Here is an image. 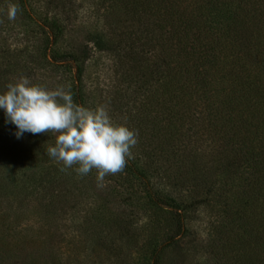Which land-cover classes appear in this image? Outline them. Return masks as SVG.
Wrapping results in <instances>:
<instances>
[{"label": "trees", "instance_id": "obj_1", "mask_svg": "<svg viewBox=\"0 0 264 264\" xmlns=\"http://www.w3.org/2000/svg\"><path fill=\"white\" fill-rule=\"evenodd\" d=\"M65 1L20 0L42 30L38 35L44 46L43 71L60 66L70 69L73 102L86 107L84 64L92 52L83 43H71L69 51H60L68 35ZM39 2H43L40 8ZM99 6L104 30L120 36L118 47L126 45L145 53L140 64L122 73L120 82H134L136 96L143 97L126 115L145 164L151 167L160 159V167H154L160 184L156 186L147 170L128 158L118 173L120 177L127 174L129 191L135 190L129 177L142 181L148 202L155 208L146 224L141 253L149 254L151 264H162L168 248L189 238L185 214L196 213L209 202L213 208L232 210L241 219L253 210L250 218L241 220L246 221L242 226L251 239L245 264L256 259L264 264V0H102ZM104 37L105 31L96 36L98 46L104 44ZM4 60L0 54V94L26 69L21 62L10 61L9 66ZM36 74L37 67H33L25 77ZM16 132L0 109V264H62L69 227L61 222L67 214L85 211L78 207L83 202L74 200L78 194L61 186L69 184L75 176L69 169L76 166L62 172L64 165L48 155V147L55 145L54 134L25 132L17 138ZM204 146L222 168L224 179L216 187L199 166L203 152L192 154ZM55 165H61L55 168L58 176L35 178ZM94 173L95 169L84 176L76 172L82 181ZM70 203L74 205L68 207ZM30 213L39 218L38 226L30 222ZM113 219L114 224L78 223L73 229L78 235L108 229L117 239L128 238L126 218L116 214ZM20 227L21 232L14 234ZM117 239L108 244L100 238L112 252ZM78 242L75 252L88 248L83 240ZM44 253L49 257H42Z\"/></svg>", "mask_w": 264, "mask_h": 264}, {"label": "rangeland", "instance_id": "obj_2", "mask_svg": "<svg viewBox=\"0 0 264 264\" xmlns=\"http://www.w3.org/2000/svg\"><path fill=\"white\" fill-rule=\"evenodd\" d=\"M101 1H65L68 2L64 13V17L68 19V21H65L67 22L68 35L59 47L61 52H66L71 49V43L89 45L92 55L84 64L82 90L86 100V108L94 109L103 105L114 122L125 124L129 129H132L133 125L130 119L127 118L128 114L126 115V113L131 108L134 109V106L143 97H137L139 94L134 82L124 81L121 83L120 80L123 79V72L130 70L136 62L140 64L139 62L145 59V53L143 51L139 53L138 51H131L126 45L120 46L121 49L118 47L121 40L120 36L113 35L112 30H104V22L98 13L99 2ZM41 4L43 2L37 3L39 8ZM9 5H15L18 9L13 19H9L8 16ZM37 15L40 16L38 13ZM34 17L30 12L24 10L20 0H0V54L6 57L5 64L11 66L10 61H15L18 64L21 62L25 65L26 69L20 70L18 76H25L30 68L37 67V74L29 77L33 84L42 85L49 90H55L57 87L62 86L65 91H72L73 72L70 69L60 66L58 68L54 67L53 70L49 67L50 72L49 70L43 71L41 60L44 46L43 40L38 35L42 30L32 20ZM103 31H105V41L102 46H98L99 41L96 36L103 33ZM130 53L134 54L131 55ZM12 55L13 57H11ZM2 112H4L3 109ZM138 142L137 140L136 145L131 149V156L128 159L136 162L141 169H146L148 178L158 186L160 178L154 171V167H160V159L151 167L145 164L144 158L138 149ZM197 152L199 154L203 152L202 158L199 159L201 160L199 166L205 170L204 175L208 177L212 186H218L219 182L224 179L218 159L213 155L212 150L205 146L192 154ZM60 166L55 165L50 170L40 172L35 178L48 179L58 176V169L55 168ZM69 171L70 173L74 172L75 176L70 178L69 184L65 182L61 186L67 187V192L78 194V197L74 199L76 202H88V205L85 206L81 203L78 206L85 210L83 213L77 214L80 219L76 220L75 216L77 215L67 214L65 216L66 220L61 222L62 225L69 227V233L63 248L64 253L61 254L62 264H151L149 254L141 253V248L146 240V227H148L146 224L155 208L148 202L142 181L136 177H129L135 187V195V190L129 191L128 187L126 189L129 184L125 180V178H128L127 174L123 173L122 177L118 174L108 175L100 184L96 179L97 172L90 174L88 178L82 181L77 179L75 170L69 169ZM68 197L73 200L71 195H68ZM73 205L74 203H70L67 206L72 207ZM60 208H62V204ZM218 208H220L219 212H217ZM23 210H26V208L24 207ZM252 211L249 212V215H243L242 219L248 216L250 218L253 215ZM116 214H121L128 223L129 236L123 240L117 239L112 230L110 233L108 229L103 232L96 230L95 233L91 229L85 233L90 236H87V238L83 232L78 235L76 230L73 229V226L78 223L90 226L114 224L113 217ZM185 215L187 217L189 238L175 247L168 248L165 251L162 264H245L246 252L250 250L247 242L251 239L242 226L246 224V221H241V216L239 218L232 210L227 212V208L223 206L213 208L209 202L201 205L198 212L191 211ZM29 216L32 217V214L30 213ZM97 217H101L102 220L100 221V218L96 219ZM38 220L39 218L32 217L30 222L38 226ZM21 230L22 227L17 231H13V233L21 232ZM46 237L44 236V239ZM92 238H97V240L92 243ZM100 238L106 240L105 242L108 244L117 239V247L115 246L113 252L108 250L110 247L103 246ZM78 240H83L88 244V248L81 253L75 252V249L79 246ZM189 240H192L191 244L188 242ZM42 241L44 242V240ZM94 248L97 253H94ZM42 257L48 258L49 254L44 253ZM74 258H77L78 261H74ZM251 259L254 262L256 258L251 256ZM257 260L252 264H258Z\"/></svg>", "mask_w": 264, "mask_h": 264}, {"label": "clouds", "instance_id": "obj_3", "mask_svg": "<svg viewBox=\"0 0 264 264\" xmlns=\"http://www.w3.org/2000/svg\"><path fill=\"white\" fill-rule=\"evenodd\" d=\"M17 10V6L9 5V19ZM6 88L0 94V109L16 126L17 138L25 132L54 134L55 145H50L47 153L64 165L61 171L76 166L77 174L84 176L95 169L100 184L106 176L123 171L137 134L114 122L105 106L92 109L77 105L62 86L49 90L25 76Z\"/></svg>", "mask_w": 264, "mask_h": 264}]
</instances>
